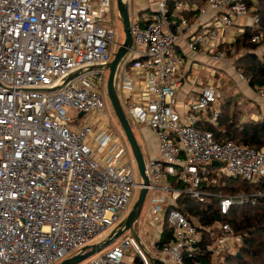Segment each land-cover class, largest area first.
<instances>
[{
  "label": "built area",
  "instance_id": "built-area-1",
  "mask_svg": "<svg viewBox=\"0 0 264 264\" xmlns=\"http://www.w3.org/2000/svg\"><path fill=\"white\" fill-rule=\"evenodd\" d=\"M253 1L264 2L207 0L198 8L157 0L146 25L131 21L137 48L124 70L122 97L134 122L158 141L143 185L124 131H110L105 67L120 43L115 20L104 16L113 15V0H0V264H59L116 229L141 187L147 194L137 221L149 243L136 221L138 238L116 241L82 264H217L238 252L243 236L229 223L205 227L214 239L204 244L198 225L169 205L183 193L216 197L222 214L235 204L256 203L263 192L223 195L206 187L221 176L260 180L264 147L221 143L197 126L218 121L217 84L202 87L184 113L177 109L184 58L176 45L183 39L191 55L225 61L222 37L232 18L260 22ZM169 2L178 12L195 8L197 19L216 14L194 31L187 17L173 22ZM252 41L264 43V27ZM231 67L236 70L234 62ZM238 77L249 83L241 72ZM255 90L264 102V87ZM166 224L171 236L163 240Z\"/></svg>",
  "mask_w": 264,
  "mask_h": 264
},
{
  "label": "trees",
  "instance_id": "trees-1",
  "mask_svg": "<svg viewBox=\"0 0 264 264\" xmlns=\"http://www.w3.org/2000/svg\"><path fill=\"white\" fill-rule=\"evenodd\" d=\"M188 1L201 8L207 0ZM169 3L172 12L171 19L176 21L183 16L190 19L193 14L198 12V10L178 12L174 8V3ZM252 5L257 8L256 14L260 17V22L253 26H247L243 33L236 36L233 43L223 44L221 48L227 50V59L236 57L237 69L248 78L250 86L255 88L257 86L264 87V50L260 54L258 50L261 44L252 41V36L264 27V2L257 1L255 4L249 2V6ZM133 62L134 58L127 62V67H130ZM217 103H219L217 123L201 120L197 124L198 127L212 131L214 139L221 143L233 141L238 145L264 147V119L243 120V111L234 96L225 99L219 98ZM206 188L223 195L257 191L264 193V177L257 182H250L240 176H221L217 184ZM170 208L180 210L191 222L198 225L199 229L203 231L204 244L211 243L214 239L212 234L205 230V227L215 225L219 215L221 222L229 223L236 233L243 236V243L238 252L226 253L223 260L217 264H264V196L254 204L250 202L235 204L227 214H222L216 197L208 196L204 199H196L183 193L176 200V204L169 205ZM165 228L166 235L163 240H167L171 236V229L167 224ZM204 258L210 261L208 254Z\"/></svg>",
  "mask_w": 264,
  "mask_h": 264
},
{
  "label": "crops",
  "instance_id": "crops-1",
  "mask_svg": "<svg viewBox=\"0 0 264 264\" xmlns=\"http://www.w3.org/2000/svg\"><path fill=\"white\" fill-rule=\"evenodd\" d=\"M185 1H188V0H185ZM135 2H136L135 7H136L137 15L131 21L139 20L142 25H146L148 20L151 18V16L155 12V9L157 6V0H135ZM256 2L257 1H253L254 4ZM152 5H154L155 7L154 9L151 8ZM194 5L198 7L197 4L190 3V6H194ZM186 11L193 12L196 10L194 8V9H187ZM196 14H193V17L189 19V23L192 24L194 31H199V30L202 31L203 30L202 24L210 20L216 14V11H208L207 13L203 15L201 14L198 19L195 17ZM179 21L180 19L178 21L173 20L174 23H177ZM232 21L233 23L231 24V26L228 27L223 33L222 45L226 43L227 44L233 43L235 41L236 36L243 33L247 26H253L251 16L235 17V18H232ZM176 52L178 53V55L184 58V64L182 65L180 72H179L184 78V83L182 87L178 90L177 97H176L177 109L181 113H184L186 106L189 105L192 101H194L198 97L202 87L206 85L217 84L221 88V94H222L221 98L223 99L228 98V97L223 96L224 87H222L220 79H224L227 73L232 72V70H234L238 76V73L240 71L237 69V67H236V70L232 69L231 65H229L228 62H224L221 65L217 64L206 53H198L196 55H191L188 49L186 48V45L183 39H180L178 41V44L176 45ZM228 60H231V59H228ZM233 60H236V57L232 59L231 61ZM225 66L230 67L231 71L227 72L229 69L227 70L224 69L226 68ZM196 71H198V74ZM238 86L240 89H242L243 95L245 99L247 100V102L248 103L251 102L250 112L247 114H245V112H242V119L243 120H249V119L262 120L264 118V102L259 101L260 98L257 96L255 88L251 87L249 83L241 81V80L238 81ZM152 142H154L155 149H156L154 156L152 157H155L158 152V142H156V140Z\"/></svg>",
  "mask_w": 264,
  "mask_h": 264
},
{
  "label": "water",
  "instance_id": "water-1",
  "mask_svg": "<svg viewBox=\"0 0 264 264\" xmlns=\"http://www.w3.org/2000/svg\"><path fill=\"white\" fill-rule=\"evenodd\" d=\"M117 10L120 16V19L123 24V31L125 34V39L122 43H120L117 51L114 52L113 59L106 65V69L109 70L108 80H107V96L111 103V106L117 116L119 123L122 126V129L126 135V138L131 147L133 156L137 163V168L141 179L143 181V185L149 184V177L146 174V160L143 154V150L139 141L135 135L133 126L127 116V113L122 105L121 99L119 97V93L116 86V78L118 69L126 58L127 54L130 50L133 49L134 39L131 33V19L129 14V3L128 0H116ZM83 112L80 113L82 115ZM217 165V162L213 163ZM147 194V188L141 187L138 198L134 203L131 211L127 215L120 225L114 229L106 238L99 242H95L83 247L78 253L67 257L62 260L59 264H82L92 256L102 252L103 250L110 247L114 244L118 238L127 230H130L135 238H138V234L134 228L135 222L138 220L144 201ZM221 220V216L219 215L217 221Z\"/></svg>",
  "mask_w": 264,
  "mask_h": 264
},
{
  "label": "rangeland",
  "instance_id": "rangeland-1",
  "mask_svg": "<svg viewBox=\"0 0 264 264\" xmlns=\"http://www.w3.org/2000/svg\"><path fill=\"white\" fill-rule=\"evenodd\" d=\"M128 3H129L130 18H131V20H133L135 18V16L137 15L136 14V7H135V3L136 2H135V0H129ZM151 8L154 9L155 8L154 5H152ZM156 8H157V6H156ZM111 18H113L115 20V24L117 25V28H118V31H119L118 42L122 43L124 41V39H125V34H124V31H123V24H122V21L120 19V16H119V13H118V10H117L116 0H113V15L111 13H109V14H106L104 16L105 21H107V20H109ZM135 49H136V44L134 43L133 44V49L129 51V53L127 54L126 58L123 60V62L121 63V65H120V67L118 69L117 78H116V86H117L118 93H119V95L121 97L122 103H123V105L125 107V111L127 113V116H128V118H129V120L131 122V125L133 126L135 135H136V137H137V139L139 141V144L141 145L145 160L147 162V161H149L152 158V156H154V153H155L156 149H155L154 142H152V141L156 140V142H158L157 141V137H156V135L154 133L151 132V130L146 125H139V124H136L134 122V120L132 119L131 115L128 112L127 105L125 104V100L122 97V78H123V75H124V70L126 68L127 62L132 60L133 58H135ZM263 50H264V43L261 44V46H260L258 51L261 52ZM231 60L226 59L225 61L218 62L217 64L221 65L224 62H228V64L231 65V63H233V61H234V64L236 66L235 60H233V61H231ZM224 69H226V70L229 69L227 72L231 71L230 67H226ZM196 72L198 74V71H196ZM108 75H109V70H107L106 73H105L106 85H107ZM239 80L240 79L238 78V76H237V74H236V72L234 70H232V72L227 73V75L224 77V79H220L221 85H222V87H224L223 96L224 97H229V96H233V95L236 96V99H237V101L240 104V109L243 112H245V114H247V113L250 112V108H251L250 103L251 102L248 103L247 100L245 99V97L243 95V92H242V89H240L239 86H238V81ZM107 101L109 103L110 114L112 115L111 116L112 125L110 127V131H114L116 133H119L120 130H123L122 126L119 123L113 108L111 107V103L109 101L108 96H107ZM259 101H262V100L260 99ZM218 105H219L218 103H215L214 107L216 108V107H218ZM70 111H71L72 114L75 113L74 110H70ZM136 178H137L138 182H140L142 180L139 172L137 171V168H136ZM139 192H140L139 189H137L134 192V194L132 196V199H131L130 210L132 209L134 203L136 202V200L138 198V195H139ZM129 212L126 213V216H127V214ZM139 225H140V221H137V223H136L137 231L143 236V239H145L146 242L149 243V241L147 240L148 239L147 235H145V233H142L140 231ZM107 236H108V234L100 236L96 240V242H99V241L103 240ZM132 236H133L132 232L130 230H127L118 238L117 242H121V241H123L125 239H128V238L132 237ZM105 250H103L102 252H104ZM72 255H68L67 257H70ZM128 255H129V257H132V256L134 257L135 256V252H134L133 248H131V250L128 252ZM153 258H157L155 252H153ZM156 264H159V263H156Z\"/></svg>",
  "mask_w": 264,
  "mask_h": 264
}]
</instances>
